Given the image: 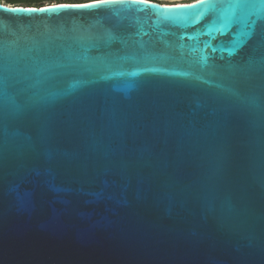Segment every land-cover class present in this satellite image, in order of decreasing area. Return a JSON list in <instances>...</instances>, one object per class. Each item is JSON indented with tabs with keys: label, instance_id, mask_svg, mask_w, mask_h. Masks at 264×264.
<instances>
[{
	"label": "water",
	"instance_id": "water-1",
	"mask_svg": "<svg viewBox=\"0 0 264 264\" xmlns=\"http://www.w3.org/2000/svg\"><path fill=\"white\" fill-rule=\"evenodd\" d=\"M94 3L0 1V264H264V5Z\"/></svg>",
	"mask_w": 264,
	"mask_h": 264
},
{
	"label": "snow or ice",
	"instance_id": "snow-or-ice-1",
	"mask_svg": "<svg viewBox=\"0 0 264 264\" xmlns=\"http://www.w3.org/2000/svg\"><path fill=\"white\" fill-rule=\"evenodd\" d=\"M124 0H96V3L94 4H89V5H83L80 7L84 8H97L98 10L100 9H105L107 5L109 4H114V3H123ZM248 2H255L264 5V0H198V3L202 5H210L212 9H216L222 5L225 4H242V3H248ZM190 7H196L195 5H192ZM13 12H22L25 10L22 9H13ZM28 12H54L56 11L55 8H46V9H29L27 10ZM217 21L220 22L222 25L226 23L225 18L222 14L217 13ZM258 22L264 23V13L259 15L252 23L251 25L248 26L247 31L244 33H241V36H243L245 39L243 41H240L239 44L236 45V47L233 49L232 54L236 55L238 54V49L242 47L243 45H246L249 41L253 40L254 37H256V44H260L264 42V29L260 31L259 34H257L256 29H257V24ZM235 23L234 21L231 23ZM237 24V23H236ZM3 35V31L0 30V36ZM135 75V73H133ZM15 104L18 106V113L17 116L24 118V119H29L33 123H40L42 122L45 117L43 115V110L42 109H31L25 107V101L24 99L17 95L14 97ZM0 112H2V106H0ZM3 163V145L0 143V166H2ZM34 197V193H32L30 190L27 191H21L18 193V201L21 206H24L28 201H30Z\"/></svg>",
	"mask_w": 264,
	"mask_h": 264
},
{
	"label": "trees",
	"instance_id": "trees-1",
	"mask_svg": "<svg viewBox=\"0 0 264 264\" xmlns=\"http://www.w3.org/2000/svg\"><path fill=\"white\" fill-rule=\"evenodd\" d=\"M4 4L14 5V6H25V7H40L48 4H58V3H67V4H79L85 3L94 0H3ZM147 1V0H146Z\"/></svg>",
	"mask_w": 264,
	"mask_h": 264
},
{
	"label": "flooded vegetation",
	"instance_id": "flooded-vegetation-1",
	"mask_svg": "<svg viewBox=\"0 0 264 264\" xmlns=\"http://www.w3.org/2000/svg\"><path fill=\"white\" fill-rule=\"evenodd\" d=\"M150 2H155L162 5H169V4H178V3H189L195 0H147Z\"/></svg>",
	"mask_w": 264,
	"mask_h": 264
},
{
	"label": "rangeland",
	"instance_id": "rangeland-1",
	"mask_svg": "<svg viewBox=\"0 0 264 264\" xmlns=\"http://www.w3.org/2000/svg\"><path fill=\"white\" fill-rule=\"evenodd\" d=\"M1 2H4L3 0H0Z\"/></svg>",
	"mask_w": 264,
	"mask_h": 264
}]
</instances>
